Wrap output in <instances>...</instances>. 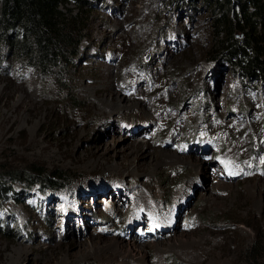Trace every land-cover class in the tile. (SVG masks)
<instances>
[{
	"label": "rangeland",
	"instance_id": "1",
	"mask_svg": "<svg viewBox=\"0 0 264 264\" xmlns=\"http://www.w3.org/2000/svg\"><path fill=\"white\" fill-rule=\"evenodd\" d=\"M87 1L59 75L0 45V264H264V83L206 0Z\"/></svg>",
	"mask_w": 264,
	"mask_h": 264
},
{
	"label": "trees",
	"instance_id": "2",
	"mask_svg": "<svg viewBox=\"0 0 264 264\" xmlns=\"http://www.w3.org/2000/svg\"><path fill=\"white\" fill-rule=\"evenodd\" d=\"M206 2L213 10L210 60H224L242 77L264 83V0ZM89 13L87 0H0V45L13 48L18 61L39 72L57 69L59 75L82 41ZM6 175L13 180L14 172ZM53 176L41 183L49 188L67 179L60 172ZM5 178L0 176V197L6 199L11 189L2 187ZM257 248L253 244L249 259H255Z\"/></svg>",
	"mask_w": 264,
	"mask_h": 264
},
{
	"label": "bare ground",
	"instance_id": "3",
	"mask_svg": "<svg viewBox=\"0 0 264 264\" xmlns=\"http://www.w3.org/2000/svg\"><path fill=\"white\" fill-rule=\"evenodd\" d=\"M163 234H165V233H163ZM157 235H158V234H157ZM125 258L129 259L130 257H129V256H126Z\"/></svg>",
	"mask_w": 264,
	"mask_h": 264
}]
</instances>
